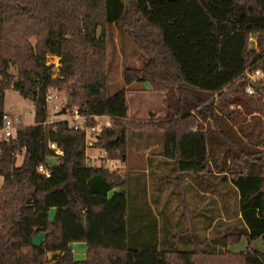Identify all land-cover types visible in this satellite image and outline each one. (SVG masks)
I'll list each match as a JSON object with an SVG mask.
<instances>
[{
  "label": "trees",
  "instance_id": "obj_1",
  "mask_svg": "<svg viewBox=\"0 0 264 264\" xmlns=\"http://www.w3.org/2000/svg\"><path fill=\"white\" fill-rule=\"evenodd\" d=\"M93 14L143 53L142 68H125L124 81H147L163 94V118L130 119L125 87L105 86L92 99L101 62L87 31ZM47 55L59 58L57 68ZM9 87L32 102L34 116L0 142V264H264V251L229 248L242 238L264 243V0H0V126ZM51 88L66 92L67 109L110 117L96 143L110 158L124 160L129 130H160L174 170L207 181L210 200L224 204L206 225L209 236L179 250L160 247L156 231L154 240L141 238L142 228L130 232L128 212L139 221L151 215L155 226L158 217L148 204L130 209L127 175L87 164L83 130L47 121ZM194 92L210 102L205 128L189 103ZM51 141L64 154L45 177L36 166L52 155ZM40 232L46 239L36 246L31 237ZM74 242L85 244L84 259H74Z\"/></svg>",
  "mask_w": 264,
  "mask_h": 264
},
{
  "label": "rangeland",
  "instance_id": "obj_2",
  "mask_svg": "<svg viewBox=\"0 0 264 264\" xmlns=\"http://www.w3.org/2000/svg\"><path fill=\"white\" fill-rule=\"evenodd\" d=\"M87 31L93 32V40L98 44L101 56L97 81L93 86L89 87V93L92 99H94L104 95L105 86L108 93H113L125 87L126 83L123 76L125 68L141 69L146 62V58L127 36L122 37L115 27L109 28L105 26L101 15L93 14L88 16ZM112 38L114 39L113 42ZM58 60L59 58L56 56L47 55L46 61L53 63L54 68L59 65ZM54 71L56 70L54 69ZM10 72L12 73V78L15 79L16 68L14 66H10ZM260 75V72H256L251 77L254 80L258 79ZM126 89V93L128 94L126 100L128 115L132 120L156 121L165 116L163 94L152 91L147 82L135 81L127 85ZM189 103L195 106L192 108V112L198 117L202 127H207L209 121L203 119L201 116L207 112L210 102L203 100L197 94L190 99ZM4 107L7 115L21 118L23 125L32 123L33 119H31V115L28 118L25 117V114L32 112V102L22 97L12 87L7 88L5 91ZM93 107L101 111V106L94 105ZM63 108L64 111H62ZM74 110H76L75 107L67 109L66 102L59 105L58 110L54 112L50 110V105H48L47 121L69 118L73 115ZM260 111L259 117L263 123L262 142L260 145L264 151V105L261 106ZM151 112L153 113L151 114ZM247 120H249V117H247ZM69 123L71 124V122ZM93 123H96V121L90 120L87 124ZM148 145L154 147L155 153H162L163 133L157 129L129 130L124 160L110 158L107 153L104 154L97 147L86 148V156L95 158L90 160V163L93 165H104L113 169L115 173L127 175L129 207L132 211H137L138 206L142 209V205L146 206L148 204L151 211L157 217L159 216L157 225L155 226V220L151 215L146 214V218L139 221L136 216L128 212L130 232H135L139 228H142L145 232L140 234V237L142 238V235H144L143 237L147 238L145 240H154L157 239L154 234L156 231L160 247L174 246L179 250H186L185 248L190 245L188 241L191 238L196 237L202 240L209 236V233L205 231L206 225L213 216L217 215L218 212H222L224 204L219 201L217 196H215L216 201L210 200V193L204 191V185L207 184V181H201L199 176H192L179 170L175 171L173 160L159 161L158 158H155L146 163L147 160H144L141 151L143 148H147ZM141 146L142 149L140 148ZM154 152L152 153L156 156ZM99 154H104L103 160L98 158ZM153 155L152 158L154 157ZM22 158V154L16 156L17 165L21 163ZM137 168H140L142 171H137ZM143 168H146L149 172L144 173ZM209 175V173L204 174L207 178ZM2 182L3 179L0 177V185ZM198 191L203 195H197ZM156 195L159 197L160 202L156 203ZM155 206L157 207L156 209ZM228 208L232 209L231 205L228 204ZM144 211L149 212L145 208ZM164 213L170 216L168 222L163 218ZM131 238L133 239V237ZM166 239L170 241V244H165ZM247 245L248 240L242 238L238 244L230 249L240 251L246 249ZM51 257L52 253H47L46 258L49 260Z\"/></svg>",
  "mask_w": 264,
  "mask_h": 264
},
{
  "label": "built area",
  "instance_id": "obj_3",
  "mask_svg": "<svg viewBox=\"0 0 264 264\" xmlns=\"http://www.w3.org/2000/svg\"><path fill=\"white\" fill-rule=\"evenodd\" d=\"M250 40H253L250 38ZM52 56V55H51ZM48 63V62H47ZM59 63V60H58ZM49 64V63H48ZM59 66V65H58ZM57 66V67H58ZM56 67V68H57ZM259 72V71H257ZM252 78V77H251ZM246 91L250 94H253V89L251 86H247ZM67 100V94L63 90H57L54 88H51L48 90L45 96V103L46 106L50 105V110L54 112L55 110H58V106L65 103ZM29 115H31V119H33L34 116V109H32V112L29 114H25V117L28 118ZM69 123L70 127L73 129H80L84 131L85 136V147L86 148H95L96 143L98 141L99 134L102 132V130L105 127H108L110 125V117L106 115H100V114H91V115H84L81 114L76 110H74L73 115L69 118H64ZM59 120V119H58ZM94 120L96 123L93 124H87L88 121ZM56 120H50L49 123L54 122ZM77 121V122H76ZM23 126L22 119L19 117H10L6 113L2 116V123L0 126V142L1 141H7L9 138L14 137L16 134V131L19 127ZM48 148L52 151V155L47 156L42 162H40L36 166V170L38 173L45 177H49L50 175V167L49 165L55 164L58 161V158L60 156H63V150L58 147V145L55 142H49ZM104 154L106 153L104 150H102ZM104 154H99V159H104ZM108 168V167H107ZM110 172L113 171V169L108 168Z\"/></svg>",
  "mask_w": 264,
  "mask_h": 264
},
{
  "label": "crops",
  "instance_id": "obj_4",
  "mask_svg": "<svg viewBox=\"0 0 264 264\" xmlns=\"http://www.w3.org/2000/svg\"><path fill=\"white\" fill-rule=\"evenodd\" d=\"M141 82H147V81H141ZM133 83V82H132ZM148 83V82H147ZM127 86V85H126ZM126 86H125V88H126ZM148 86H149V88L152 90V88H151V86H150V84L148 83ZM153 91V90H152ZM198 93H196V92H194L193 93V95H192V97H195L196 95H197ZM127 96H128V94L126 93V100H127ZM191 97V98H192ZM153 112H151V114H152ZM155 113V112H154ZM128 117L130 118V119H132L129 115H128ZM141 149H142V146L140 147ZM142 153H143V158H144V160H147L146 161V163H149L152 159H155V158H158V160L160 161H164V160H168V158H166L164 155H163V152L162 153H160V152H154V147L153 146H147V148H143V150L141 151ZM152 152H154L155 153V155L156 156H154L153 155V153ZM152 155L154 156L153 158H152ZM126 157V156H125ZM166 158V159H165ZM92 159H95L94 157H91V156H87V164L88 165H90V166H99L98 164L97 165H93L92 163H90V160H92ZM96 160H97V158H96ZM125 161H126V159H125ZM122 163H124V162H122ZM121 163V164H122ZM121 167H122V165H120ZM137 171H142L140 168H137L136 169ZM135 171V170H134ZM143 172L144 173H146V172H149V171H147L146 170V168H143ZM123 175H124V173H122ZM117 191V189H113V190H111L109 193H108V196L110 197V196H112L113 194H114V192H116ZM155 201H156V203L157 202H160V199H159V197L156 195L155 196ZM157 207L155 206V209H156ZM223 213H221V215H222ZM166 216H168L167 214H165ZM165 216V217H166ZM222 217V220H225V217H224V215H222L221 216ZM158 218H159V216H158ZM208 231V230H207ZM241 241V240H240ZM236 245V244H235ZM235 245H232V246H230L229 248H231V247H234ZM71 248H72V254H73V257H74V259L75 260H82V259H84L85 258V251H86V246H85V244L83 243V242H74V243H72L71 244ZM247 248H253V249H257V250H260V251H264V243H263V241H262V239L261 238H257V239H253V240H249L248 241V245H247ZM49 253H51V252H49Z\"/></svg>",
  "mask_w": 264,
  "mask_h": 264
},
{
  "label": "water",
  "instance_id": "obj_5",
  "mask_svg": "<svg viewBox=\"0 0 264 264\" xmlns=\"http://www.w3.org/2000/svg\"><path fill=\"white\" fill-rule=\"evenodd\" d=\"M62 111H64V108L62 109ZM45 239H46V233L40 232V233H36V234L32 235L31 242H32V244H34L36 246H40L42 244V242L45 241Z\"/></svg>",
  "mask_w": 264,
  "mask_h": 264
}]
</instances>
